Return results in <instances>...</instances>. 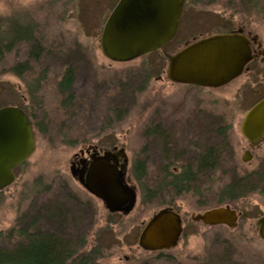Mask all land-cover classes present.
Here are the masks:
<instances>
[{
    "label": "rangeland",
    "instance_id": "obj_1",
    "mask_svg": "<svg viewBox=\"0 0 264 264\" xmlns=\"http://www.w3.org/2000/svg\"><path fill=\"white\" fill-rule=\"evenodd\" d=\"M116 1L0 0V39L16 31L20 38L31 35L40 47L38 58L31 53V40L16 43L1 54L0 107L28 109L36 149L15 171V183L2 192L0 246H5L6 235L27 212L44 201L55 200L64 207L69 220L59 206L43 207L46 216L70 221L68 228L74 238L84 236L88 248L101 249L100 263L150 262L158 254L139 248L141 231L154 213L173 207L183 219V235L178 246L164 254L176 264H264V241L256 227L257 220L264 216V194L259 190L226 204L240 213L234 229L207 227L192 220L193 215L217 206V194L234 178V170L242 174L264 170V147L259 151L262 157L249 164L242 162L246 143L240 132L244 112L264 94V88L258 89L259 78H241L222 89L172 84L166 76L168 63L164 57L187 41L228 33L241 26L264 42V0H185L175 42L129 63L110 62L100 48L104 23ZM15 68L20 72L15 73ZM69 68L75 75L74 97L63 106L67 97L59 93L58 84ZM244 83L246 88L240 91ZM204 116L216 126L220 116L231 125L233 158L225 159L222 154L225 147L214 126L201 130L202 136L211 137L213 145L224 150L219 169L200 185H191L187 193L140 204L139 185L131 174L133 164L147 162L142 185L153 189L161 181L167 159L173 162L177 154H183L170 169L192 159L193 154L185 148L202 134L194 125ZM156 123H161L160 129L171 136L169 158L163 140L152 132ZM91 144L109 150L125 149L129 160L127 182L139 196L129 215L109 213L101 200L71 176L74 154Z\"/></svg>",
    "mask_w": 264,
    "mask_h": 264
},
{
    "label": "water",
    "instance_id": "obj_2",
    "mask_svg": "<svg viewBox=\"0 0 264 264\" xmlns=\"http://www.w3.org/2000/svg\"><path fill=\"white\" fill-rule=\"evenodd\" d=\"M185 0H119L101 34V50L114 63H128L161 50L177 35ZM167 78L174 84L221 88L240 77L253 60L251 41L239 28L187 43L170 55ZM241 132L250 143L264 137V99L243 119ZM36 149L28 115L19 107L0 108V192L16 180L15 170L25 164ZM244 157L243 161L248 162ZM71 176L91 195L101 200L111 214L129 215L137 203V191L127 182L128 157L125 149L114 148L96 159L87 171L70 167ZM207 227L234 229L239 214L231 206L212 208L193 215ZM264 241V216L256 222ZM183 233L180 214L164 208L153 214L138 240L145 252H165L177 247Z\"/></svg>",
    "mask_w": 264,
    "mask_h": 264
},
{
    "label": "trees",
    "instance_id": "obj_3",
    "mask_svg": "<svg viewBox=\"0 0 264 264\" xmlns=\"http://www.w3.org/2000/svg\"><path fill=\"white\" fill-rule=\"evenodd\" d=\"M245 1L246 0H244V2ZM15 32L8 34L5 39H0V59L2 58L1 54L3 50L9 52L16 43L18 44L24 40H31L33 42L31 53L34 57L38 58L40 56V47L35 40L33 41L31 35L20 38L17 37V32ZM3 41L5 44H3ZM14 71L15 73L20 72L19 68H15ZM74 76L73 69L69 68L58 84L59 93L67 97L63 102V106H66L69 100H71V102L73 101L74 94L72 92V87L74 84ZM18 107L22 108L29 115L28 109L23 106ZM114 113L116 117L120 119L121 116L118 110H115ZM196 124L200 132L201 130L208 131L210 127L214 126L216 134L220 133L219 125H214V122L212 123L209 119L206 120L204 118ZM160 128V126H157L152 132L155 136L163 140L165 153L167 155L171 149L169 147L173 145V143L171 142L169 133L163 132ZM195 147L198 153L193 154L192 162L188 166H185L186 163L182 164L181 168L183 171L179 174H175L170 170L174 162L178 163V157L175 156L174 159L177 158V160L173 162L167 159L165 162L168 166L162 168L161 181H159L153 189H146L142 185V180L146 177V162L136 161L133 164L131 174L139 185L140 204L143 205L156 201L161 196L166 197L169 196V194H173V196L176 197L187 193L190 191L189 188L191 185H200L203 179H207L211 173L219 169V165L222 162L221 153L224 151L222 146L213 145V143L209 142L204 144L199 142L195 144ZM167 157L169 158V155H167ZM262 167H264V164ZM231 176H234L233 179L231 178V182L225 184L219 194L216 193L219 198L217 206L213 208L221 207L224 204L236 203L247 193L259 190V194H264V170L255 171L253 173L245 171V173L242 174V172L236 169ZM198 191L197 189L193 192L194 195H197ZM2 192L3 191L0 192V205L2 203ZM41 202L42 201H40V203ZM46 206H59L62 210L64 208L59 205V201L50 200L49 202L44 201L41 205H38L37 208L35 207L33 211L27 212L23 219L18 221L17 227L10 230L6 235L5 239H7V243L5 246H0V264H102L100 263L102 259L101 249L88 248L87 240L84 236H81L78 240L69 232L68 226L71 222L68 221L69 217L67 212L63 210V217L68 219L67 222L66 220L61 221V218H58L60 221L55 218L50 220L49 217L46 216L44 209H42ZM37 213L38 215H36ZM48 225H51V227L49 226L48 228ZM164 253L165 252L157 253L158 257H155L154 261L142 262L139 264H176L171 257Z\"/></svg>",
    "mask_w": 264,
    "mask_h": 264
},
{
    "label": "flooded vegetation",
    "instance_id": "obj_4",
    "mask_svg": "<svg viewBox=\"0 0 264 264\" xmlns=\"http://www.w3.org/2000/svg\"><path fill=\"white\" fill-rule=\"evenodd\" d=\"M118 1L119 0L116 1V3L114 4L113 8L115 7V5L117 4ZM113 8L110 10V13L113 10ZM184 8H185V3H184ZM239 28L243 29V33L251 41V48H252V51H253V60L245 67L242 75L239 78H237L234 81H232L231 83H229L228 85L234 83L235 81H237V80H239L241 78H244V80H247V79L250 80L251 78L257 80L259 78L258 79L259 80L258 89H263L264 88V79H262V75L264 74V42L259 38V36L257 34H255L253 32H250V31H247L246 27L241 26ZM239 28H237V29H239ZM230 32H232V31H230ZM176 37L170 43H168L167 45L175 42L174 40L176 39ZM192 42H194V40L191 41V42H188V41L185 42L184 43V46L181 47V48H179L177 51H179L182 48H184L187 43H192ZM167 45H165L163 47V49L160 50V51H163ZM100 48H101V40H100ZM166 76H167V73H166ZM169 82L172 83L171 81H169ZM228 85H226V86H228ZM186 86H191V85H186ZM192 87L197 88L196 86H192ZM222 88H224V87H221V88H218V89H222ZM244 88H246V83L243 84V87L240 89V91H244ZM262 99H264V94L261 95V97L258 100H256L253 103V105L250 106L244 112V115H243V118H242V121H241V124H240V132H241L242 122H243V119L245 118L246 113L254 105H256L258 102H260ZM202 118H205L206 120H208L210 117L204 116ZM197 122H199V120H197L196 123ZM196 123H195L194 126L197 125ZM217 123L219 125V130H220V133H219L220 134V137H218V138H221V140H222L221 145H224V147H225L224 148L225 149V152L222 153V154H224L226 156L225 159H228V158L231 159L235 155V148L232 147V140H231L232 138L230 136L232 134L231 125H229L227 122H225V119L222 116L219 117V120L217 119ZM161 125H162L161 123H156V126L155 127L161 126ZM201 133L202 134H200L199 137H197L196 139H193L194 141L193 140H190V142L187 143V147L185 148V151H187L188 154H190V153L191 154H197L198 153L197 148L195 147V144L196 143H199L200 141H202L203 144L204 143H208V142L209 143H213L211 137L207 136V137L204 138V136H202L203 135V131ZM150 134H151V132L148 133V135H150ZM241 134H242V132H241ZM242 137H243V139H244V141L246 143V146L243 148V154H242V157H241L242 162L245 163V164H249L252 161L256 160L258 157H262V156H259V151L264 147V137H262L261 139H259L256 143H250L249 140L247 138H245V136H243V134H242ZM201 138H203V139H201ZM176 147H179V146L176 145ZM114 148H112L111 150H109V149L101 148V147L97 146L96 144L88 145L86 148L80 150L79 153H75L74 154L73 158L71 159L70 165L74 168V170H77V171L84 170L87 173V171L89 170L91 164L96 159H99V158L104 157V153L107 152V151H114ZM178 156H179V158H181L183 156V154H177L176 157H178ZM244 157H248L249 158L248 162H244L243 161ZM191 160L192 159H190L189 160V163H186L185 166H188L192 162ZM164 165H165L164 167L168 166L167 163L164 164ZM128 166H129V160H128ZM186 169H187V167H186ZM170 170H172L175 174H179V173H181L183 171V169L181 167H175V168H172ZM74 180L76 182H78L76 179H74Z\"/></svg>",
    "mask_w": 264,
    "mask_h": 264
},
{
    "label": "bare ground",
    "instance_id": "obj_5",
    "mask_svg": "<svg viewBox=\"0 0 264 264\" xmlns=\"http://www.w3.org/2000/svg\"><path fill=\"white\" fill-rule=\"evenodd\" d=\"M239 213V212H238Z\"/></svg>",
    "mask_w": 264,
    "mask_h": 264
}]
</instances>
